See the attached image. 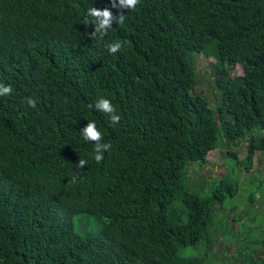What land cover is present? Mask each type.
<instances>
[{
    "label": "trees",
    "instance_id": "1",
    "mask_svg": "<svg viewBox=\"0 0 264 264\" xmlns=\"http://www.w3.org/2000/svg\"><path fill=\"white\" fill-rule=\"evenodd\" d=\"M92 7L119 14L111 0H0V84L12 89L0 96V264H205L180 251L212 250L214 200L236 187L193 194L183 176L218 135L237 145L264 131V0H140L102 40L88 35ZM199 54L216 60V109L193 93ZM101 98L119 123L95 109ZM89 122L112 145L99 164ZM257 150L264 134L231 155L249 171ZM176 201L184 223L169 219Z\"/></svg>",
    "mask_w": 264,
    "mask_h": 264
},
{
    "label": "rangeland",
    "instance_id": "2",
    "mask_svg": "<svg viewBox=\"0 0 264 264\" xmlns=\"http://www.w3.org/2000/svg\"><path fill=\"white\" fill-rule=\"evenodd\" d=\"M192 60L197 76L193 93L205 96L210 106L216 109L219 104V94L214 87L216 60L204 54L194 55ZM230 68L233 74L244 71L241 64ZM263 134V130L253 129L237 145L226 144L218 135V147L209 152L208 162L189 163L183 176L188 192L212 196L219 193L216 190L223 181H230L236 192L232 194L228 190L224 200H214L210 228L214 244L212 250L207 251L206 243L200 242L197 246L181 249V256L207 255L205 264H264V150L255 152L249 171L239 160L247 157L252 140ZM231 152H236L239 159ZM169 219L186 222V209L181 202L176 201L170 207ZM96 230L100 231L101 227H96Z\"/></svg>",
    "mask_w": 264,
    "mask_h": 264
},
{
    "label": "clouds",
    "instance_id": "3",
    "mask_svg": "<svg viewBox=\"0 0 264 264\" xmlns=\"http://www.w3.org/2000/svg\"><path fill=\"white\" fill-rule=\"evenodd\" d=\"M140 3V0H111V7L118 9L119 14L114 15L109 8L103 10H98L94 7L88 10V16L92 18V25H94V31L88 35L93 40L100 39L102 40L108 32V29L112 27L113 22L122 25L125 21L124 10H135L137 5ZM105 47L108 49L110 54H116L119 52L123 45L117 41L115 43L106 44ZM11 86H6L0 84V96H6L11 94ZM27 103L30 107H36V101L28 97ZM90 107H92L90 105ZM95 109L101 113L108 115L110 122L112 124H117L120 121V116L116 114V109L110 100L101 98L95 102ZM81 134L86 142H94V159L99 164L104 159V153L110 151L112 148L111 143H102L103 136L102 133L97 129L95 122H89L86 127L81 131ZM87 165V161L80 159L77 166L81 169Z\"/></svg>",
    "mask_w": 264,
    "mask_h": 264
}]
</instances>
